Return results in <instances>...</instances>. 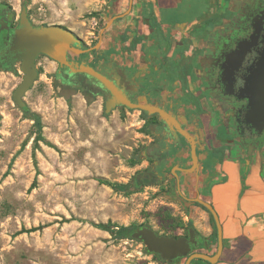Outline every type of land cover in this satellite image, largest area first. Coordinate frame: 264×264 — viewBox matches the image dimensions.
<instances>
[{"label": "rangeland", "instance_id": "obj_1", "mask_svg": "<svg viewBox=\"0 0 264 264\" xmlns=\"http://www.w3.org/2000/svg\"><path fill=\"white\" fill-rule=\"evenodd\" d=\"M0 1L18 12L25 3L37 25L82 26L84 33L75 26L73 31L88 47L97 43L110 7V0ZM96 59L93 53L85 58ZM38 67L25 101L41 126L12 97L21 75L0 73V264H184L185 259L169 263L146 251L143 242L98 226L148 224L161 234L181 235L195 225L194 208L172 199L169 184L122 192L99 181L126 183L147 167L146 160L136 162L150 141L144 116L128 108L106 113L105 94L88 103L77 91L69 104L54 80L58 63L42 55ZM251 171L245 163L242 182Z\"/></svg>", "mask_w": 264, "mask_h": 264}, {"label": "flooded vegetation", "instance_id": "obj_2", "mask_svg": "<svg viewBox=\"0 0 264 264\" xmlns=\"http://www.w3.org/2000/svg\"><path fill=\"white\" fill-rule=\"evenodd\" d=\"M213 3L216 6L211 10L210 6ZM24 6L27 7L23 3L18 12L8 3L0 1V65L2 66L0 73L19 74L22 79L24 73L21 70V61L11 50V34L14 29L20 26ZM179 6L180 11L184 10L182 7L188 9L183 12L188 13V24L192 25L190 39H183L180 41V45H176L182 47L187 45L191 51L187 61H166L157 51L154 55L143 52L138 58L129 53L121 58L116 54L117 51L114 47H107L104 42L102 49H94L73 58L70 56V59L83 61L89 53L95 54L96 61L88 60V63L111 78H113V73L117 75L123 73L125 76L123 85L131 101L158 106L176 114L181 126L195 138L200 163L198 171H201L203 162L206 160L203 156L209 158L211 146L206 137L204 138L205 123L201 116L197 115L199 109L194 106V96L202 95L207 98L208 107L216 113V119L220 121L224 131L240 151L244 159L243 166L245 163L250 166L256 157L264 160V132L259 134L256 129L244 122L248 105V96L245 92L247 79L251 76L264 52V0H215L213 2L211 0H184ZM198 7L201 9L197 10ZM112 12H115L114 9L109 7V14ZM27 13L31 21L34 22L28 7ZM116 14L119 13L115 12L114 15ZM194 40L197 41L196 44ZM242 44H245L243 47L245 53L242 61L237 64L232 56L235 57L236 51L242 50ZM82 48H88L85 46L84 40ZM110 49L114 53L105 58L104 55ZM39 57L37 58V68L40 74ZM232 69L233 78L230 82L228 73ZM80 76L90 81L81 73L70 74L67 66H61L58 63L54 80L62 85H69L67 83L69 78L75 81ZM192 86L195 93L192 91ZM103 90L102 95L105 94L107 98L110 93L106 89ZM117 108L131 109L127 106H118ZM26 109H28V105ZM131 110L140 111V114L144 116V124L149 129L146 135L150 137V141L144 146H153V148L149 157L143 159L148 162L145 168L155 170L159 179L158 183L169 184V196L180 202L185 209L191 204L198 203L189 199L195 196L188 197L182 189H179V185L182 186L185 183L186 176L191 177L197 173L195 171L185 173L180 169L193 165L191 143L176 126L171 128L158 113L151 114L141 109ZM200 206L202 205L200 204ZM211 215V233L205 234L190 223L181 235L174 236L189 237V228L194 227L199 247L194 248L193 251L215 254L218 249V237L217 234L215 235ZM153 255L162 259L157 254ZM182 259L186 260V258ZM205 264L211 263L206 261Z\"/></svg>", "mask_w": 264, "mask_h": 264}, {"label": "crops", "instance_id": "obj_3", "mask_svg": "<svg viewBox=\"0 0 264 264\" xmlns=\"http://www.w3.org/2000/svg\"><path fill=\"white\" fill-rule=\"evenodd\" d=\"M182 1L133 0L131 11L105 32L104 45L114 47L121 58L129 53L138 58L143 52L154 55L157 51L166 61L189 60L191 51L187 45L176 46L183 39H190L192 27L188 24V13L183 12L188 9L182 7L184 10L180 11ZM129 6L130 0H110V8L116 13L127 11ZM58 23L85 32L78 24ZM192 91H195L193 86ZM194 106L198 107L197 115L205 123L204 138L209 141L211 153L209 158L203 156L206 160L201 171L186 176L179 189L188 197L201 196L212 202L219 212L224 229V249L218 264H264V160L254 158L249 166L252 171L242 182L244 159L216 119V113L208 107L207 98L194 96ZM230 164L236 166V171H229ZM190 207L198 215L192 217L195 226L205 234L211 233L209 212L197 204Z\"/></svg>", "mask_w": 264, "mask_h": 264}, {"label": "water", "instance_id": "obj_4", "mask_svg": "<svg viewBox=\"0 0 264 264\" xmlns=\"http://www.w3.org/2000/svg\"><path fill=\"white\" fill-rule=\"evenodd\" d=\"M132 3L133 0H130V6L127 11L116 14L107 21L100 30L98 42L94 46L88 48H82V37L68 27L60 24H35L28 16L27 7L24 6L21 14L20 26L14 29L11 34V50L16 53V58L21 61V70L24 73L21 83L13 93L14 102L22 110L27 112V103L24 96L34 86L39 75L37 58L40 55H46L61 66H67L70 74L81 73L95 85L109 91L110 94L106 98L104 104L106 113H110L118 106H127L131 109L146 110L151 114L158 113L171 128L176 126L191 143L193 162L191 167L180 169L185 173L198 172L200 163L198 160L195 138L181 126L176 114L170 113L158 106L131 101L125 92L123 85L125 84V76L123 73H119V75L113 73V78H111L98 68L89 64L86 60L75 61L74 59H70V56L73 58L80 54L98 49V46L103 42L106 30L111 27L116 19L124 17L131 11ZM244 45H241V51H236V54H234L235 57L231 55L232 59L235 60L237 64H239L244 57ZM1 67L0 65V68ZM228 76L231 82L233 78V69L229 71ZM245 92H247L248 96V105L244 122L251 128L256 129L259 134H262L264 132V52L259 58L251 76L247 79ZM189 199L201 204L214 218L218 237V249L215 254L193 251L194 248L199 247V241L196 238V229L194 227L189 228V237H185L160 234L152 226L143 224L131 232L130 237L141 240L145 244L148 252L161 256L162 259L169 263L178 262L182 258H186L184 264H191L195 259H203L211 264H216L224 249V229L220 215L211 202L202 199L200 196Z\"/></svg>", "mask_w": 264, "mask_h": 264}, {"label": "trees", "instance_id": "obj_5", "mask_svg": "<svg viewBox=\"0 0 264 264\" xmlns=\"http://www.w3.org/2000/svg\"><path fill=\"white\" fill-rule=\"evenodd\" d=\"M227 10V9H224ZM115 14V12H112L111 14H107V21ZM193 18V17H192ZM87 47V45L85 44ZM113 52L112 49L108 50L104 57H108V55H111ZM69 85H62L60 82L57 83L58 86H60L63 90L62 96H65L68 103L71 104V95L76 93L77 91H80L83 93L84 97L86 98L88 103H92L96 100L98 95H102L104 93V90L99 87L98 85H95L93 82L87 81L83 76L78 77L75 81L72 79H68ZM69 93V94H68ZM26 116L28 117H34L36 119V122L39 126H41V118L40 115L34 112H31L29 109H27ZM147 131L149 132V129L147 128ZM152 147L150 146H142L140 154L136 160V162L146 159L149 157V154L152 152ZM160 151V150H159ZM158 176L155 170L152 168H145L140 169L136 172V174L132 177L131 180H129L126 183H120V182H112L110 180L99 178V181L101 183L107 184L111 186L113 189L117 191L122 192H135L138 190L143 189L145 186L158 184ZM200 205L199 203H196ZM204 208V207H203ZM214 229H215V235L216 233V226L215 221L213 219V216L211 215ZM99 227L109 230L112 232V234L116 235L119 238L129 237L130 233L133 232L137 226L132 224L130 226H124V225H118L116 223H99Z\"/></svg>", "mask_w": 264, "mask_h": 264}]
</instances>
